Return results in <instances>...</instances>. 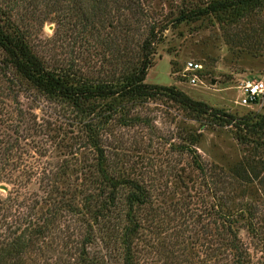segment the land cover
I'll list each match as a JSON object with an SVG mask.
<instances>
[{
    "label": "trees",
    "instance_id": "trees-1",
    "mask_svg": "<svg viewBox=\"0 0 264 264\" xmlns=\"http://www.w3.org/2000/svg\"><path fill=\"white\" fill-rule=\"evenodd\" d=\"M68 1L74 26L80 27L82 64L50 63L22 21L11 16L19 0L0 4V184L25 189L33 182L29 159H34L30 152L37 137L46 142L45 152L64 157L51 171L42 167L38 192L25 194L24 200L19 190L0 196V264H142L140 244L148 241L156 221H162L153 207L157 196L139 178L111 169L104 136L130 128L137 109L158 98L197 119L233 126L237 141L251 153L229 170L215 166L210 174L195 161L210 178L208 223L203 224L202 214L193 221L192 202L177 203L187 211L181 216L182 228L190 225L193 230L192 247L205 246L216 263L230 257L228 264H252L240 232L246 231L256 247L264 245V116L238 118L176 87L150 85L146 79L169 27L203 17L242 21L263 12L264 0L185 4L179 16L159 22L151 20V6L143 0ZM47 3L50 8L51 0ZM22 98L54 106L55 113L38 127L33 108L24 109ZM79 137L80 147L95 152V159L87 164L79 158L77 167L73 162ZM184 183L180 177L177 187L184 188ZM202 234L208 241L201 242ZM99 240L103 251L92 255L90 247Z\"/></svg>",
    "mask_w": 264,
    "mask_h": 264
},
{
    "label": "rangeland",
    "instance_id": "rangeland-1",
    "mask_svg": "<svg viewBox=\"0 0 264 264\" xmlns=\"http://www.w3.org/2000/svg\"><path fill=\"white\" fill-rule=\"evenodd\" d=\"M10 1L0 0V4L5 6ZM67 2L51 0L49 8L47 0L40 3L37 0H19L18 5L11 3L14 7L11 16L19 23L22 21L24 29L32 35L36 49L50 63L75 61L82 64L80 27L74 26ZM208 2L143 0L144 6H151V20L157 18L156 22L176 18L185 4L192 7ZM156 50L147 84L176 87L192 99L238 118L257 120L264 116V99L250 106L237 104L241 97L239 86L243 82L264 78V11L242 21L221 23L214 17H203L177 27L171 26L161 36ZM190 61L202 64L203 72L199 77L204 84L194 87L185 77L186 63ZM22 100L24 109L33 108L38 127L45 125L55 113V107L44 102L30 104L24 98ZM135 117L130 128H118L105 135L104 143L111 169L125 170L132 177L139 178L157 196L153 207L162 221H156L150 228L152 235L147 237L148 241L140 244L142 264H228L230 257L216 263L211 261V254H207L205 246L192 247L194 241L190 237L193 230L190 225L182 228L181 216L187 211L177 202L180 199L185 205L192 202L189 207L196 210L193 221L202 214L203 224L208 223L206 212L213 203L206 186L210 178H205V173L198 170L195 161L201 162L206 174H210L217 168L215 166L229 170L251 153L237 141L233 126L197 119L165 98L145 103L137 109ZM82 140L79 137L75 146L78 156L72 155L77 156L73 162L77 167L79 158L87 164L95 159V152L80 147ZM45 143L42 137H37L32 143L30 154L34 159H29V162L34 166V176L28 187L23 189L7 182L0 184L6 185L9 192L21 191V200L25 194L40 190L38 179L41 178L42 167L51 171L64 161V157H52L45 152ZM260 159L264 161V154ZM180 177L185 178L182 189L177 187ZM9 192L0 190V196L6 198ZM175 207L184 213L175 212ZM161 223H165L164 228H157L156 225ZM182 230H185L184 238L180 237ZM201 236V242L208 241L207 236ZM240 237L250 249L252 264H264V245L259 243L256 247L246 231H241ZM186 246L189 250L184 252ZM101 251L103 244L100 240L90 247L92 255Z\"/></svg>",
    "mask_w": 264,
    "mask_h": 264
},
{
    "label": "built area",
    "instance_id": "built-area-1",
    "mask_svg": "<svg viewBox=\"0 0 264 264\" xmlns=\"http://www.w3.org/2000/svg\"><path fill=\"white\" fill-rule=\"evenodd\" d=\"M203 72L202 64L198 62H187L185 69V77L188 78L189 83L197 87L204 84L200 79V74ZM241 97L237 104L240 106H250L261 102L264 99V78L256 80H248L239 86Z\"/></svg>",
    "mask_w": 264,
    "mask_h": 264
},
{
    "label": "water",
    "instance_id": "water-1",
    "mask_svg": "<svg viewBox=\"0 0 264 264\" xmlns=\"http://www.w3.org/2000/svg\"><path fill=\"white\" fill-rule=\"evenodd\" d=\"M0 190L4 191V192H9V188L6 185H0Z\"/></svg>",
    "mask_w": 264,
    "mask_h": 264
}]
</instances>
